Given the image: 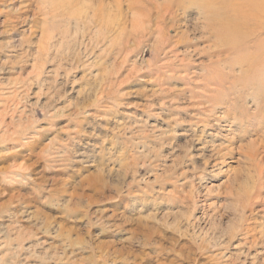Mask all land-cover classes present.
Instances as JSON below:
<instances>
[{
	"label": "rangeland",
	"instance_id": "1",
	"mask_svg": "<svg viewBox=\"0 0 264 264\" xmlns=\"http://www.w3.org/2000/svg\"><path fill=\"white\" fill-rule=\"evenodd\" d=\"M161 1L0 0V264H264V29Z\"/></svg>",
	"mask_w": 264,
	"mask_h": 264
},
{
	"label": "bare ground",
	"instance_id": "2",
	"mask_svg": "<svg viewBox=\"0 0 264 264\" xmlns=\"http://www.w3.org/2000/svg\"><path fill=\"white\" fill-rule=\"evenodd\" d=\"M200 2L201 4H200V7L201 8H199V9H201V10H199V12H201L202 14H203V16L205 15L206 16V18H209V15L211 16V17H213V16H216V7H215V5H214V3L212 2V0H201V1H199V0H175V6H177V7H180V6H182V7H186V3H188V2H194L195 4H197L198 5V2ZM236 1V4H237V10H238V8H239V12H237V17L235 16V14H234V16H232V15H230V14H226V18H227V20L230 22V23H232V27H238V28H247V25L249 24L248 23V20L250 19V17H251V20H258L259 22H260V24H257V25H259L260 26V28L259 29H264V26H262L263 24H264V0H235ZM129 2V1H128ZM151 3V2H150ZM21 5V7H27V6H29V3H27V4H20ZM156 5H158V6H162V7H167L168 9L170 8V6H171V3H170V0H162L161 1V4H156ZM19 7V6H18ZM143 9L145 10V7H143ZM224 9V8H223ZM30 10V9H29ZM176 11V10H175ZM198 11V10H197ZM170 12V11H169ZM228 12V11H227ZM205 13V14H204ZM215 13V15H213L212 16V14H214ZM225 13V12H224ZM154 14V13H153ZM201 15V14H200ZM202 16V15H201ZM205 16H204V18H205ZM131 18H132V16H131ZM201 18V17H200ZM129 19V18H128ZM130 21H131V19H130ZM130 26V25H129ZM137 26L139 27V29H141V31L143 32V31H145V29H144V25H143V22L141 21V22H138L137 23ZM211 26H213V25H211ZM259 29H258V31H259ZM108 31V30H107ZM260 33H261V31H259ZM129 33V32H128ZM241 35H240V48H238V50L240 49H246V45L244 46L242 43V41L243 40H245V38H247V39H249V37L251 36V35H254L255 33H253V34H250V33H248V34H244V31L242 32V33H240ZM262 36V35H261ZM255 45H254V49H253V52L252 53H250V55H247V56H244V57H241V53H243V51L244 50H241V53L240 52H238L239 53V59H237L238 60V65L240 64V65H242V64H244L245 63V65L247 66V67H257V71L256 72H254L253 74H252V76H246V75H242V74H240V79L245 83H248V82H252L253 83V89H254V92L256 91V93L255 94H257V106L258 107H260V106H262L263 105V103H264V54L260 51V50H264V44L263 45H260V44H258V41H260L261 40V38H258V34L257 35H255ZM239 60H241V62L239 61ZM256 70V69H255ZM218 80V79H217ZM230 80V79H229ZM228 80V81H229ZM220 83H223L225 80L224 79H219L218 80ZM207 84V83H206ZM251 85L252 84H250V87L247 85V84H245V85H238V86H236V85H233V84H229L228 85V93H226V94H228V96H230L231 98H233V99H235V98H238V97H240L243 93H244V91H245V88H251ZM257 86L259 87L258 89H256L257 88ZM227 87V86H226ZM218 88V87H217ZM240 91H241V93H240ZM249 91H250V89H249ZM218 92H220V89L219 90H217V91H214V93H211L210 94V96H209V99H210V101H212L213 100V98H215V96L217 95V93ZM222 92V91H221ZM250 94V93H249ZM248 94V95H249ZM198 95V94H197ZM243 97V95L241 96V98ZM209 100H207V102H210ZM231 102V101H230ZM254 102H256V100L254 101ZM256 104V103H255ZM198 106V105H197ZM233 108V107H232ZM229 110V109H228ZM227 110V111H228ZM260 110V109H259ZM208 111H212V109H210V110H208ZM230 111V110H229ZM235 111V110H234ZM229 117H231L232 119H234V120H236L237 119V117L235 116V114L232 116H230V114H228L227 112L225 113V115H223L222 117H219L218 118V121L217 122H221V121H229ZM239 120V119H238ZM232 121V120H231ZM202 130V129H201ZM195 141V140H194ZM208 141V140H207ZM204 146V145H203ZM217 147V146H216ZM209 152V151H208ZM211 152V151H210ZM216 152L218 153V150H216ZM214 156V155H213ZM248 156V155H247ZM206 157V156H205ZM264 160V159H263ZM213 161V160H212ZM256 162V161H255ZM250 163V162H249ZM263 163H264V161H263ZM259 164H260V162H259ZM261 164H262V162H261ZM252 165V164H251ZM256 166L258 167V163H256ZM262 166V165H261ZM264 166V165H263ZM264 167H260L259 169L258 168H256L257 169V172H258V170H259V174H258V176L259 175H261L262 176V174L261 173H263L262 171L264 170L263 169ZM264 174V173H263ZM260 176V177H261ZM264 177V176H263ZM262 179H260V181H261ZM257 188V187H256ZM248 200H250V199H248ZM248 205H249V203H248ZM252 210V209H251ZM243 215H244V213H243ZM241 217H242V215H241ZM244 217V216H243Z\"/></svg>",
	"mask_w": 264,
	"mask_h": 264
}]
</instances>
